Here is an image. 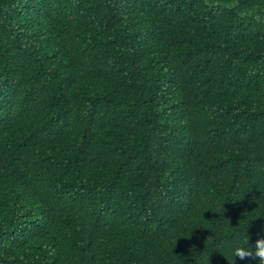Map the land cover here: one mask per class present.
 I'll return each instance as SVG.
<instances>
[{
	"label": "trees",
	"instance_id": "trees-1",
	"mask_svg": "<svg viewBox=\"0 0 264 264\" xmlns=\"http://www.w3.org/2000/svg\"><path fill=\"white\" fill-rule=\"evenodd\" d=\"M264 0H0V264H260Z\"/></svg>",
	"mask_w": 264,
	"mask_h": 264
},
{
	"label": "clouds",
	"instance_id": "clouds-1",
	"mask_svg": "<svg viewBox=\"0 0 264 264\" xmlns=\"http://www.w3.org/2000/svg\"><path fill=\"white\" fill-rule=\"evenodd\" d=\"M250 237L244 234V244L247 246L237 245L232 249V255L234 258L244 260H259L260 264H264V237L256 240L254 245H249Z\"/></svg>",
	"mask_w": 264,
	"mask_h": 264
}]
</instances>
